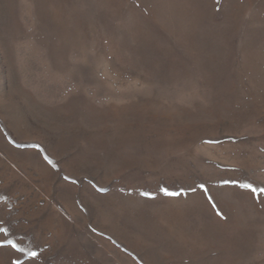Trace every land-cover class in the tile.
<instances>
[{
	"label": "rangeland",
	"instance_id": "rangeland-1",
	"mask_svg": "<svg viewBox=\"0 0 264 264\" xmlns=\"http://www.w3.org/2000/svg\"><path fill=\"white\" fill-rule=\"evenodd\" d=\"M0 264H264V0H0Z\"/></svg>",
	"mask_w": 264,
	"mask_h": 264
},
{
	"label": "snow or ice",
	"instance_id": "snow-or-ice-1",
	"mask_svg": "<svg viewBox=\"0 0 264 264\" xmlns=\"http://www.w3.org/2000/svg\"><path fill=\"white\" fill-rule=\"evenodd\" d=\"M243 187H245V188H251V185L245 184V185H243ZM253 191H255V189H253ZM32 255L34 256L35 253H33Z\"/></svg>",
	"mask_w": 264,
	"mask_h": 264
}]
</instances>
